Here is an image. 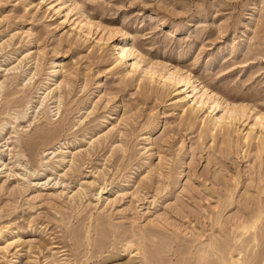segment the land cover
<instances>
[{
	"label": "rangeland",
	"instance_id": "obj_1",
	"mask_svg": "<svg viewBox=\"0 0 264 264\" xmlns=\"http://www.w3.org/2000/svg\"><path fill=\"white\" fill-rule=\"evenodd\" d=\"M260 112L264 0H0V264H264Z\"/></svg>",
	"mask_w": 264,
	"mask_h": 264
},
{
	"label": "bare ground",
	"instance_id": "obj_2",
	"mask_svg": "<svg viewBox=\"0 0 264 264\" xmlns=\"http://www.w3.org/2000/svg\"><path fill=\"white\" fill-rule=\"evenodd\" d=\"M62 5H63V3H62ZM75 6H76V4H75ZM57 10L60 11L61 10V6ZM67 16H68V14L65 15V17H67ZM79 25H80V28H82L83 23L82 22H79ZM84 26H87L89 28L92 27V25L90 23H86ZM110 39H111V37H110L109 34H104L101 37V41L105 42L106 44H108V42L110 41ZM114 49L117 52L116 60L118 62H124V61H127L128 62L129 57L132 56V58H133L132 61L133 62L129 64L130 65V68H131L130 72H134L135 69L141 67V62L139 60V56L137 55V51L134 48L126 49L124 47H121V46L115 44L114 45ZM144 70H145L144 71L145 73L148 72L149 74H151L152 77L157 76V77H159L162 80L163 79H167L170 82H173L177 87H179L181 85L187 87V82L186 81H189L190 80V77L189 76H186L183 80L179 81V80L175 79L174 76H172L170 74L158 75L157 72L152 67H150V66L146 67ZM200 92H201V95L193 94L194 96H192V97H195V100H198L201 104L206 105V102L204 101L203 97L205 95L208 96V94H210V93L204 87L201 88V91ZM210 95H212V94H210ZM212 97H214V96H212ZM210 108H211V111L213 113L215 111H217V108H218L217 103L216 102H213V104L211 105ZM260 116H264V114L260 112ZM229 119H230V114H228V112H223L219 116V118L217 120V124L224 125V124L227 123V121Z\"/></svg>",
	"mask_w": 264,
	"mask_h": 264
}]
</instances>
